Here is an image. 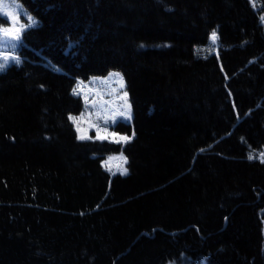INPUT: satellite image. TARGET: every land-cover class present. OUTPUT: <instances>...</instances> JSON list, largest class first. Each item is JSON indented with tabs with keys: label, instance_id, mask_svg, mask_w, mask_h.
Wrapping results in <instances>:
<instances>
[{
	"label": "trees",
	"instance_id": "obj_1",
	"mask_svg": "<svg viewBox=\"0 0 264 264\" xmlns=\"http://www.w3.org/2000/svg\"><path fill=\"white\" fill-rule=\"evenodd\" d=\"M17 1L37 25L0 72V264H264V0ZM109 70L129 139L80 140L75 82Z\"/></svg>",
	"mask_w": 264,
	"mask_h": 264
},
{
	"label": "rangeland",
	"instance_id": "obj_2",
	"mask_svg": "<svg viewBox=\"0 0 264 264\" xmlns=\"http://www.w3.org/2000/svg\"><path fill=\"white\" fill-rule=\"evenodd\" d=\"M251 3L256 5L255 0H251ZM259 20L264 27V18L260 16ZM33 21L36 23L33 24ZM35 25L36 19L17 0H0V64H5L0 72L7 66L20 62L17 55L20 48V33ZM212 35L210 34L208 43L196 48L194 51L196 55L204 58L217 53L218 46L212 40ZM5 57L8 58L7 61ZM72 93L81 102L80 111L69 116L78 139L120 143L129 139L126 135L118 133L115 128L118 123H128L131 115L125 84L118 71L109 70L103 75L90 76L86 81L76 80ZM255 157L264 159V151L257 152ZM100 164L109 176L127 173L126 160L122 154H106ZM261 233L264 248V219Z\"/></svg>",
	"mask_w": 264,
	"mask_h": 264
},
{
	"label": "snow or ice",
	"instance_id": "obj_3",
	"mask_svg": "<svg viewBox=\"0 0 264 264\" xmlns=\"http://www.w3.org/2000/svg\"><path fill=\"white\" fill-rule=\"evenodd\" d=\"M29 19H31V17H29ZM33 24H35L36 22L35 21H33L32 22ZM29 26H32V25H29ZM7 34V33H6ZM16 38H18V36L16 37ZM212 40L213 41H215L216 40V35H215V33H213V35H212ZM7 57H5V61H7ZM18 62V61H17ZM5 67V64H0V70H2L3 68ZM118 75V74H117ZM122 79V78H121ZM82 139L84 138V137H81ZM123 139H126V138H123ZM250 159L252 158L251 156L249 157Z\"/></svg>",
	"mask_w": 264,
	"mask_h": 264
}]
</instances>
